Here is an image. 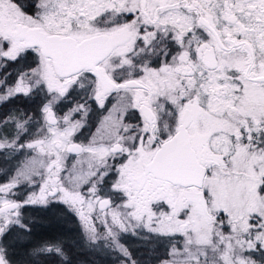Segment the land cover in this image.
Instances as JSON below:
<instances>
[{"label":"snow or ice","instance_id":"1","mask_svg":"<svg viewBox=\"0 0 264 264\" xmlns=\"http://www.w3.org/2000/svg\"><path fill=\"white\" fill-rule=\"evenodd\" d=\"M9 62L0 104L40 103L0 118L18 159L0 170V264H74L27 215L61 206L120 264H140L129 233L167 245L158 264H264V0H0Z\"/></svg>","mask_w":264,"mask_h":264},{"label":"trees","instance_id":"2","mask_svg":"<svg viewBox=\"0 0 264 264\" xmlns=\"http://www.w3.org/2000/svg\"><path fill=\"white\" fill-rule=\"evenodd\" d=\"M26 4H31L33 0H24ZM18 66L9 62L6 67H0V77L11 73L13 76ZM40 99L35 101L19 97L6 103L0 104V118L6 117L10 111L21 109L32 111L39 105ZM61 208H54L43 211L31 207L30 218L34 219L36 226L33 229L36 240L48 239L52 237L63 236L71 247L74 256V264H117L120 254L107 250L90 251L83 246L81 238V226L78 218L66 213ZM133 239V238H132ZM124 243L134 254L140 264H157L158 257L165 255L167 245L160 244L156 241H148L137 237L133 241L125 240ZM22 258V257H21Z\"/></svg>","mask_w":264,"mask_h":264},{"label":"rangeland","instance_id":"3","mask_svg":"<svg viewBox=\"0 0 264 264\" xmlns=\"http://www.w3.org/2000/svg\"><path fill=\"white\" fill-rule=\"evenodd\" d=\"M73 99H76V100H73ZM73 99H70L69 101H66L65 103H64V105H63V111L64 112H67L70 108H73V107H75V105H76V103L77 102H81L80 101V98L79 97H75V98H73ZM91 103V102H90ZM95 105L93 104V110L91 111V112H89L88 113V115L86 116V117H84L83 119H84V121H85V127L78 133V139L80 140V141H83V142H87V140L91 137V135L95 132V130H96V127L98 126V123H97V126L94 128V129H92V127H90V125L92 126L93 124L91 123V121L93 120L92 119V113H94L95 112ZM95 115V114H94ZM98 116H99V119L101 118V112L100 111H98ZM94 117V116H93ZM96 117V116H95ZM76 119H81V117H80V115L79 114H77L76 115V117H75ZM98 122H99V120H98ZM88 132H90L91 134H89ZM4 154L5 153H3V152H0V157H2V156H4ZM5 159H6V161H7V164L6 165H1L0 164V170H9V169H12V168H14V166L18 163V159H15V158H13L10 154H8V155H6L5 154ZM19 159H23V156H20L19 157ZM1 166H2V168H1ZM2 176H4L3 175V173L2 172H0V179L2 178ZM5 176L3 177V179L2 180H0V182H4L5 181ZM31 210V208L28 210V213H27V215H30V211ZM53 210H54V208H53ZM81 226V225H80ZM133 238V239H132ZM135 238H136V236L135 235H132L131 233H129V234H125L124 235V237H123V239H122V242H124L125 240H129V241H133V240H135ZM126 245V244H125ZM121 259V258H120ZM117 264H120V260H119V262L117 263ZM158 264V263H157Z\"/></svg>","mask_w":264,"mask_h":264},{"label":"flooded vegetation","instance_id":"4","mask_svg":"<svg viewBox=\"0 0 264 264\" xmlns=\"http://www.w3.org/2000/svg\"><path fill=\"white\" fill-rule=\"evenodd\" d=\"M73 100H76V99H73ZM98 111L99 110H96L95 109V112L94 113H92L93 115H92V121H91V123L93 124L92 126L90 125V127H92V129H94L96 126H97V123H98V120H99V116H98ZM95 114V115H94ZM94 116V117H93ZM96 116V117H95ZM89 134H91L90 132H88ZM6 157H5V154H4V156H2V157H0V164L1 165H6L7 164V161H6V159H5ZM1 168H2V166H1ZM3 177L4 176H2V178L0 179V180H2L3 179Z\"/></svg>","mask_w":264,"mask_h":264}]
</instances>
